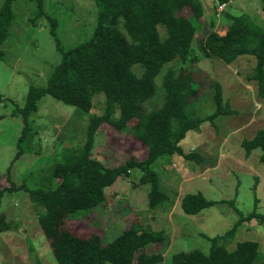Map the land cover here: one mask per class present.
<instances>
[{
  "label": "rangeland",
  "instance_id": "374dc122",
  "mask_svg": "<svg viewBox=\"0 0 264 264\" xmlns=\"http://www.w3.org/2000/svg\"><path fill=\"white\" fill-rule=\"evenodd\" d=\"M4 1L0 0V9ZM198 1L202 15L191 17L197 40L211 30L223 35L231 23L229 16L245 15L264 30V0H231L223 9L213 0ZM93 2L44 0L46 15L57 22L56 34L62 49L87 39L95 19ZM9 10V37L1 47L4 58L0 60V191L9 186L8 170L15 185L34 189L46 184L53 162L63 149L83 145L89 116L99 115L103 106V95L96 94L89 114L78 120L73 115V106L44 96L38 101L37 112L29 119L31 130L25 146L30 151L15 159L23 123L13 111L23 106L30 86L46 84L48 75L60 61V54L49 34L47 18L32 20L34 3L13 1ZM183 14L188 17L192 11L185 8ZM163 36L161 30L160 37ZM192 47L197 58L192 65L175 59L155 77V94L144 103L145 111L158 109L163 104L162 77L168 68L177 73L182 69L190 72L193 81L200 85L199 95L185 109L187 115L204 118L213 113L214 85L220 87L221 107H227L228 111L214 118V124L202 122L197 131H189L180 142L184 153L200 156L198 163L169 155L150 166L158 175L160 191L170 200L173 198V205L166 212H149V186L140 184L142 172L132 169L128 177H119L105 189L104 206L89 214L79 213L63 226L76 236L84 238L95 233L111 241L120 233L124 220L136 215L145 220L143 224L148 230L161 232L164 237L162 242L149 245L147 252L160 253L161 264H173L171 257L178 252L198 249L207 253V239L229 230L240 217L237 210L243 216L253 212L255 216L238 227L228 249H234L238 242L254 241L258 243L259 257L264 259V165L259 162V149L245 156L241 147L243 140L264 129V97L259 95L257 81L252 78L256 74L255 59L242 56L224 64L215 58L203 57L195 42ZM133 70L137 75L141 73L138 66ZM134 123L131 120L129 126ZM93 140L92 156L107 167H116L130 156L137 161L146 158L147 149L141 148L143 144L131 137L127 129L116 131L102 123L95 130ZM197 193L216 204L195 216L184 214L179 207L180 199ZM0 264H57L38 225L34 207L23 190L3 191L0 197Z\"/></svg>",
  "mask_w": 264,
  "mask_h": 264
},
{
  "label": "trees",
  "instance_id": "16d2710c",
  "mask_svg": "<svg viewBox=\"0 0 264 264\" xmlns=\"http://www.w3.org/2000/svg\"><path fill=\"white\" fill-rule=\"evenodd\" d=\"M13 1L34 3L32 20L46 17L60 61L48 75L42 87L30 86L22 107L13 114L20 116L23 126L17 139L15 159L30 151L28 132L29 119L38 110V101L44 96L73 106V115L83 120L92 108L93 97L103 95V106L99 115L88 118L86 140L81 147L63 149L53 162L46 184L34 189L26 185H15L6 174L9 186L0 191L23 190L34 207L38 225L46 239L57 264H161L160 253H148L147 247L164 240L161 232L148 230L141 217H127L121 231L111 241L99 234L80 237L64 228V222L79 213L89 214L106 203L105 189L119 177H128L132 169L142 172L140 184L149 186V212H166L173 205V198L160 191L158 175L150 166L159 158L169 155L182 156L198 163L200 156L184 153L179 146L186 134L196 131L202 122L213 123L214 118L225 115L222 109L221 90L214 85L215 110L204 118L187 115L186 107L199 93V83L193 74L182 69L179 73L168 68L162 77L163 104L145 111L144 103L155 94L154 79L169 63L178 59L190 64L197 58L193 55L192 43L206 58H215L224 64L238 57L252 56L255 59L258 91L264 97V30L245 15L229 16L230 25L223 35L211 30L203 38L196 39V27L191 17L198 18L202 9L198 0H94L92 11L95 19L87 39L68 49H62L56 34L57 22L45 13L44 0H5L0 9V60L4 58L2 45L9 37L10 5ZM217 7L231 0H213ZM7 8V10H5ZM185 8L192 11L183 14ZM228 18V14L226 15ZM164 33L160 37L161 30ZM138 66L137 75L133 67ZM196 85V89L193 87ZM1 98V97H0ZM117 113V115H116ZM134 124L129 126V122ZM105 123L116 131L127 129V133L146 148V158L137 161L128 157L116 167H107L92 156L94 132ZM31 138V137H30ZM145 146V147H144ZM245 156L259 149V162L264 165V129L256 131L250 139L241 143ZM57 180L56 183H53ZM175 197V196H174ZM169 204V207L166 205ZM216 204L202 194H186L180 199L181 211L195 216L201 210ZM104 208V207H103ZM240 214L234 225L221 235L208 238L209 250L198 249L172 255L173 264H264L258 254V243L238 242L229 250L238 227L251 220L253 212ZM134 217V218H133Z\"/></svg>",
  "mask_w": 264,
  "mask_h": 264
},
{
  "label": "built area",
  "instance_id": "2783aa9c",
  "mask_svg": "<svg viewBox=\"0 0 264 264\" xmlns=\"http://www.w3.org/2000/svg\"><path fill=\"white\" fill-rule=\"evenodd\" d=\"M223 5L219 6L220 9H222Z\"/></svg>",
  "mask_w": 264,
  "mask_h": 264
}]
</instances>
